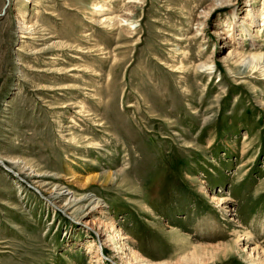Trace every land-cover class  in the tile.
Masks as SVG:
<instances>
[{
  "label": "rangeland",
  "instance_id": "obj_1",
  "mask_svg": "<svg viewBox=\"0 0 264 264\" xmlns=\"http://www.w3.org/2000/svg\"><path fill=\"white\" fill-rule=\"evenodd\" d=\"M263 9L0 0V264H132L121 237L150 264H245L185 237L264 248V79L242 64Z\"/></svg>",
  "mask_w": 264,
  "mask_h": 264
},
{
  "label": "bare ground",
  "instance_id": "obj_2",
  "mask_svg": "<svg viewBox=\"0 0 264 264\" xmlns=\"http://www.w3.org/2000/svg\"><path fill=\"white\" fill-rule=\"evenodd\" d=\"M99 11H106V9H104L103 7H100ZM248 15H249V17L247 18V20L245 22L251 28H262V27H264V9L262 10V13L260 15L261 16L260 20H259V18L256 17V14L254 13L253 10H250ZM107 21H110V22L114 21L115 22V19L114 18H109V19H107ZM118 24H119V22H118ZM235 28L236 27H231L230 26V29H229L228 33L230 31L233 32L230 35L231 41H233L235 43V47H240L242 49L243 46H244V41H242L241 39L243 38V32L245 33V30H243V31H242V29L241 30L240 29L239 30L238 29L235 30ZM238 37H240V39ZM254 38H258V35L254 36ZM237 50H239V49L236 48L234 50L235 54H239V52ZM249 53L250 54H247V55L243 54V57H242L243 66L245 67V69H249V72H251L252 74H255L256 76L257 75L261 76L264 79V53H253V52H249ZM206 68H207L208 72H211L212 70H214V68L212 66H207ZM195 69L198 70V68H195ZM32 174H34V177H36L40 181H42V180L44 181L45 180L46 176L44 174H40L38 172L36 173V171H34ZM196 179H198V178H196ZM71 194L72 193L70 191H66V190L62 193V195L68 197V199L69 198L70 199L73 198V196ZM210 197H211L212 201H216L217 202V208L222 209L227 214L231 213L230 206L227 205L229 200H227L226 198H219L218 199V198H215L214 196H210ZM87 198L92 203H94L95 199L92 200L88 195H87ZM98 202H100V201H98ZM98 202H97L95 207L96 208H98V207L101 208L102 206ZM92 209H94V208H92ZM107 214L108 213L106 211H103L101 215L106 217ZM230 221L234 222V223H237V224L239 223V222L236 221V219H230ZM237 226L239 227V225H237ZM113 227L116 228V225L115 226L113 225ZM113 231L114 230H111L110 233H112ZM126 239H127V237H121L122 244H120V245L124 248V251L119 253V248L113 247V249L116 252L118 251L119 255L123 254V252H125L127 254V256L129 257L130 262L132 264H150L146 260L141 258L136 252H133V255L129 253L128 245H126L124 243V241H123V240H126ZM189 239L192 241L191 238H189ZM114 240H112V242H114ZM185 240H186V243L189 246V248L193 249L195 253H197V252H199L201 250L219 251L224 256L225 255H229V254L230 255L235 254L236 256L241 258V260L245 264H264V248H260L259 246H253L254 245L253 244V238L251 237V235H249V234H247V233H245L243 231L242 232H238L235 240H233V241H231L229 243H221V244L214 245V246L202 245V244H199V245L190 244L189 240H188V237H185ZM93 245L90 246L91 249L94 247ZM113 245H115V244H113ZM171 263H174V262H171ZM127 264H130V263H127Z\"/></svg>",
  "mask_w": 264,
  "mask_h": 264
},
{
  "label": "water",
  "instance_id": "obj_3",
  "mask_svg": "<svg viewBox=\"0 0 264 264\" xmlns=\"http://www.w3.org/2000/svg\"><path fill=\"white\" fill-rule=\"evenodd\" d=\"M4 12H5V11H4ZM4 12H3V13H4Z\"/></svg>",
  "mask_w": 264,
  "mask_h": 264
}]
</instances>
